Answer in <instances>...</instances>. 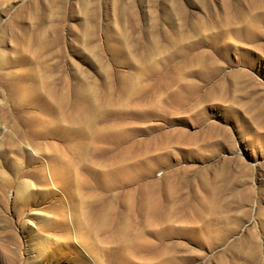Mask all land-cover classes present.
I'll return each mask as SVG.
<instances>
[{"label":"rangeland","instance_id":"374dc122","mask_svg":"<svg viewBox=\"0 0 264 264\" xmlns=\"http://www.w3.org/2000/svg\"><path fill=\"white\" fill-rule=\"evenodd\" d=\"M0 264H264V0H0Z\"/></svg>","mask_w":264,"mask_h":264}]
</instances>
